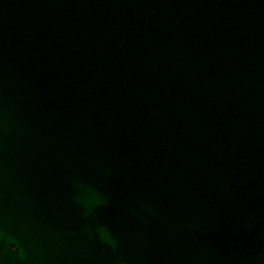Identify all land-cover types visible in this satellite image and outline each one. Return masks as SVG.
Segmentation results:
<instances>
[{"label":"water","instance_id":"obj_1","mask_svg":"<svg viewBox=\"0 0 264 264\" xmlns=\"http://www.w3.org/2000/svg\"><path fill=\"white\" fill-rule=\"evenodd\" d=\"M0 264H264V0H0Z\"/></svg>","mask_w":264,"mask_h":264}]
</instances>
